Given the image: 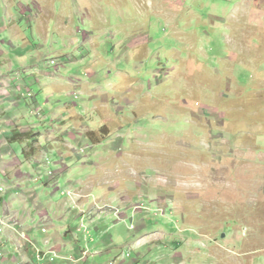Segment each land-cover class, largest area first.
I'll use <instances>...</instances> for the list:
<instances>
[{
    "label": "rangeland",
    "instance_id": "obj_1",
    "mask_svg": "<svg viewBox=\"0 0 264 264\" xmlns=\"http://www.w3.org/2000/svg\"><path fill=\"white\" fill-rule=\"evenodd\" d=\"M9 62L58 75L20 122L60 172L48 233L94 264H264V0H0Z\"/></svg>",
    "mask_w": 264,
    "mask_h": 264
},
{
    "label": "crops",
    "instance_id": "obj_2",
    "mask_svg": "<svg viewBox=\"0 0 264 264\" xmlns=\"http://www.w3.org/2000/svg\"><path fill=\"white\" fill-rule=\"evenodd\" d=\"M23 64L13 66L9 62L4 68L11 70L8 74H0V189H4L0 192V216L4 221L0 223V241L6 244L9 250L1 264H94L89 259L88 237L83 234L82 229L72 225L69 227L71 239H67L68 234L64 236L61 225L57 226V223L64 221L66 217L55 220L54 232H47L48 234L43 232L44 223L50 217L46 213V208L54 206L53 200L59 190L61 176L50 183L53 188L46 186L49 195L53 194L50 197H44L38 176L47 171L59 172L55 171L56 159L50 155L49 148H52L50 146L39 151L40 142H33L31 151L25 149L26 145H31L21 133L23 127L20 122L25 120L27 114L21 107L28 104L27 97L32 95V98H36L34 93L28 91L31 86L28 84L30 77L37 75L39 78L45 77L56 83L58 75L36 64L29 65L26 62ZM32 104L35 111H40L37 100H34ZM45 120L49 121L48 118ZM53 133L47 130L45 141L48 144L53 141L51 137ZM39 135L43 137L42 133ZM21 153L27 157L23 161L20 157ZM47 158H51V166L48 165ZM46 167L47 169L44 170ZM26 169L31 170L27 172ZM77 216L79 217V213ZM90 242L94 241L90 240ZM36 249L54 252L57 258L51 262L50 255H46L44 262L40 261L37 258Z\"/></svg>",
    "mask_w": 264,
    "mask_h": 264
},
{
    "label": "built area",
    "instance_id": "obj_3",
    "mask_svg": "<svg viewBox=\"0 0 264 264\" xmlns=\"http://www.w3.org/2000/svg\"><path fill=\"white\" fill-rule=\"evenodd\" d=\"M3 191L4 190L1 188L0 192H3ZM67 194L70 195V192H68ZM0 221H1V223H4L2 218H0ZM43 232L47 233V231L45 229L43 230ZM24 238H26V237L24 236ZM28 242H29V244L32 245V243L30 241H28ZM8 251H9L8 250V246L0 241V264H1L2 260H3V258L5 257V255L8 253ZM36 252L38 254V259L40 261H43L45 256H46V254L44 252H41L39 249H36ZM56 258H57V254H52V258L50 259L51 262H54ZM17 264H22V263H17Z\"/></svg>",
    "mask_w": 264,
    "mask_h": 264
}]
</instances>
